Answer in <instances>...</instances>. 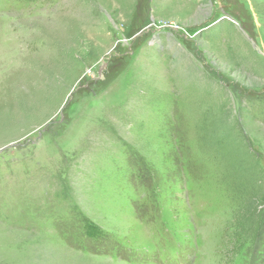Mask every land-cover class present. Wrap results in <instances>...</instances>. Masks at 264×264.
<instances>
[{
  "label": "rangeland",
  "instance_id": "rangeland-1",
  "mask_svg": "<svg viewBox=\"0 0 264 264\" xmlns=\"http://www.w3.org/2000/svg\"><path fill=\"white\" fill-rule=\"evenodd\" d=\"M0 264H264V0H0Z\"/></svg>",
  "mask_w": 264,
  "mask_h": 264
},
{
  "label": "trees",
  "instance_id": "trees-1",
  "mask_svg": "<svg viewBox=\"0 0 264 264\" xmlns=\"http://www.w3.org/2000/svg\"><path fill=\"white\" fill-rule=\"evenodd\" d=\"M84 231L85 235L90 239H98L100 237L105 238L101 229L98 226L94 225L92 222H85Z\"/></svg>",
  "mask_w": 264,
  "mask_h": 264
}]
</instances>
